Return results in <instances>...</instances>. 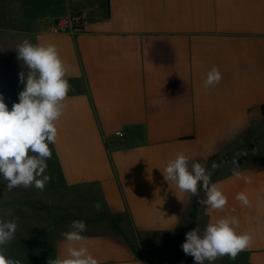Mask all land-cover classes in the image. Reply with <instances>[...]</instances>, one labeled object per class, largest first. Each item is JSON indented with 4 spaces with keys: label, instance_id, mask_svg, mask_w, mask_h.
Listing matches in <instances>:
<instances>
[{
    "label": "crops",
    "instance_id": "0c3cea01",
    "mask_svg": "<svg viewBox=\"0 0 264 264\" xmlns=\"http://www.w3.org/2000/svg\"><path fill=\"white\" fill-rule=\"evenodd\" d=\"M82 12L81 31H54ZM0 33V78L7 45L28 39L57 47L71 85L49 145L56 196L47 221L33 187L8 191L0 177V220H27L17 221L6 256H66L61 233L79 219L98 264H194L185 234L236 216L252 246L213 264H264V0H0ZM213 66L222 79L204 88ZM24 69L18 59L16 72ZM3 98L9 110L19 102ZM181 152L208 170L220 165L211 182L227 197L222 210L206 213L203 190L191 196L164 179ZM237 166L251 183L233 177Z\"/></svg>",
    "mask_w": 264,
    "mask_h": 264
},
{
    "label": "clouds",
    "instance_id": "9594fccd",
    "mask_svg": "<svg viewBox=\"0 0 264 264\" xmlns=\"http://www.w3.org/2000/svg\"><path fill=\"white\" fill-rule=\"evenodd\" d=\"M15 51L27 73H19L24 88L18 94L19 102L13 103L11 110L0 95V177L7 181L8 191L18 187H34L43 191L52 179L45 173L47 161L52 158L49 145L55 144L57 139L55 122L67 107L64 101L71 85L65 79L67 69L54 44H33L24 39L16 45ZM221 79L222 74L213 66L203 87H214ZM219 166L213 163L212 170ZM212 170L199 161L190 163L189 157L181 152L167 163L163 174L168 183L174 182L181 191L191 196H199L203 190L206 198L199 203L206 206V213H210L222 210L227 204V197L211 182ZM232 174L236 179L252 182L250 176H242L238 166ZM236 199L244 206H250L245 193H238ZM238 224L236 216H226L214 224L209 223L203 231L196 226L185 234L181 248L186 255L193 257L194 264H205V261L213 264L217 258L224 256L235 259L239 252L250 248L253 243L250 233L237 232ZM17 227L15 218L0 220V264H21L19 259L5 254V247L14 238ZM86 231V222L73 219L69 230L61 233L67 255L49 258L47 264H98L89 252L88 238L83 235Z\"/></svg>",
    "mask_w": 264,
    "mask_h": 264
},
{
    "label": "rangeland",
    "instance_id": "374dc122",
    "mask_svg": "<svg viewBox=\"0 0 264 264\" xmlns=\"http://www.w3.org/2000/svg\"><path fill=\"white\" fill-rule=\"evenodd\" d=\"M16 36H11V38L13 40L16 41L17 37L15 38ZM4 38V34L0 33V39H3ZM14 43H17V42H14ZM4 45L5 43L3 44L2 42H0V55L1 53L4 54H7L5 53L4 51L2 52L3 48H4ZM3 47V48H2ZM10 47H12L10 49ZM7 50L9 51L8 55L9 58H6V55L4 57L5 60H8V62L10 63V66L9 68L6 70L9 72V74H6L4 75V78H0V94H2V96L4 97V95L7 97V98H14L16 99L17 101H19L18 99V94L20 91L23 90L24 88V84L21 83L20 81V78H19V73L16 72L15 70V66L17 65V62H18V59H17V52L15 51L16 50V44H12V45H7V49H6V52ZM25 70V69H24ZM20 71V70H19ZM21 72H25V74L27 73V70L25 71H21ZM46 175H49V171L48 169L46 170ZM52 181V179H51ZM50 181L45 185V188L43 191H39L37 189H35L34 187L32 188V195H31V200L35 199L34 196L37 197V199L39 200L37 203L34 204V207H36L37 205H39V207H44V215H42L41 217L43 218L42 221H47V214H48V210L45 206H47L51 201H52V198L55 195L52 194V192L50 191V187H49V184ZM4 187H0V194L4 193ZM1 202V201H0ZM2 203V202H1ZM0 214H1V211H0ZM23 216H21L17 221H27V220H24V218H22Z\"/></svg>",
    "mask_w": 264,
    "mask_h": 264
},
{
    "label": "built area",
    "instance_id": "2783aa9c",
    "mask_svg": "<svg viewBox=\"0 0 264 264\" xmlns=\"http://www.w3.org/2000/svg\"><path fill=\"white\" fill-rule=\"evenodd\" d=\"M87 12L79 13L70 18L59 20L55 27L54 31L57 33H66V32H78L81 31L84 21L87 19ZM116 136L123 138L124 134L122 132H117Z\"/></svg>",
    "mask_w": 264,
    "mask_h": 264
},
{
    "label": "water",
    "instance_id": "95a60500",
    "mask_svg": "<svg viewBox=\"0 0 264 264\" xmlns=\"http://www.w3.org/2000/svg\"><path fill=\"white\" fill-rule=\"evenodd\" d=\"M0 209H1V206H0Z\"/></svg>",
    "mask_w": 264,
    "mask_h": 264
}]
</instances>
